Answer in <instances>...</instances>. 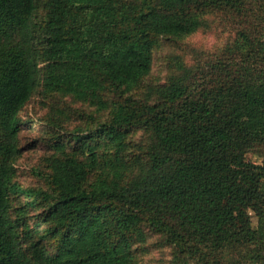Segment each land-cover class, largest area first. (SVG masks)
<instances>
[{"label": "trees", "instance_id": "1", "mask_svg": "<svg viewBox=\"0 0 264 264\" xmlns=\"http://www.w3.org/2000/svg\"><path fill=\"white\" fill-rule=\"evenodd\" d=\"M215 18V53L146 81L155 50ZM37 90L57 100L44 185L23 187ZM64 98L94 110L69 129ZM152 235L171 264H264V0H0V264H142Z\"/></svg>", "mask_w": 264, "mask_h": 264}, {"label": "rangeland", "instance_id": "2", "mask_svg": "<svg viewBox=\"0 0 264 264\" xmlns=\"http://www.w3.org/2000/svg\"><path fill=\"white\" fill-rule=\"evenodd\" d=\"M228 35L229 32L219 23V18H215L211 21L210 28L200 29L179 43L171 45L165 42L162 47L153 53L152 68L146 81L156 83L165 79L169 73L167 60L169 54L182 55L186 62L191 63L193 61V49L202 52L205 57L212 55L226 42ZM55 100L57 99L45 97L43 93L37 90L20 112V116L25 122L18 135L23 151L16 161L17 175L15 179L23 187H40L44 185V157L49 153L44 144V124L46 117L52 113L51 105ZM60 101V105L68 107L71 114L66 124L69 129L82 123L84 118L79 115L80 112H92L94 110L93 107L86 104L72 102L70 98H64ZM138 137L139 133L135 134L133 139H138ZM247 156L252 161H260L252 153H248ZM14 205L13 211L16 210V207H20L21 203L15 201ZM32 215L31 212L23 217L29 225L34 221ZM236 218L237 225L241 227H254L256 225V217L251 211L240 212ZM157 240L158 237L152 235L143 243L145 250H143L139 259L142 264H171L170 248L161 247Z\"/></svg>", "mask_w": 264, "mask_h": 264}]
</instances>
